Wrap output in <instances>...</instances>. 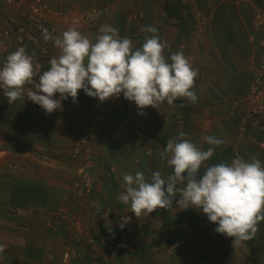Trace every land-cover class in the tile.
<instances>
[{
  "label": "crops",
  "instance_id": "0c3cea01",
  "mask_svg": "<svg viewBox=\"0 0 264 264\" xmlns=\"http://www.w3.org/2000/svg\"><path fill=\"white\" fill-rule=\"evenodd\" d=\"M37 2L53 9L56 24L46 28L53 37L76 27L94 43L100 26L111 25L138 48L145 36L153 35L145 26L155 27L168 44L166 56L183 52L198 69L192 89L198 100L165 101L141 115L122 93L100 102L80 90L77 103L69 97L61 101L62 109L47 114L27 98L9 104L3 90L0 244L6 248L0 264H239L243 242L234 244L235 238L217 233L218 225L202 210L177 206L179 196L171 210L136 217L117 194L123 191L125 173L140 171L150 181L159 171L167 181L174 173L167 164L171 154L162 159L161 153L181 131L202 150L214 148L207 166L235 158L258 159L264 166V149L249 135L255 127L245 118L244 101L264 63V0H0V27L9 18H22L29 4ZM22 46L41 65V74L60 55L42 35L36 44L13 42L0 62ZM259 124L264 126V118ZM206 136L226 143L209 145ZM81 138L90 149L88 193L77 184L84 157ZM36 147L57 151L45 163L48 167L33 157ZM254 242L263 246L260 239Z\"/></svg>",
  "mask_w": 264,
  "mask_h": 264
},
{
  "label": "clouds",
  "instance_id": "9594fccd",
  "mask_svg": "<svg viewBox=\"0 0 264 264\" xmlns=\"http://www.w3.org/2000/svg\"><path fill=\"white\" fill-rule=\"evenodd\" d=\"M143 30L153 35L145 36L142 46L136 48L132 40L120 37L118 29L111 25L100 26L94 43L76 27L57 37L42 29L44 40L53 41L60 55L52 57L49 68L41 74L26 48L19 47L0 68V88L9 104L27 98L47 114L62 109L61 101L69 97L77 103L80 90L100 102L119 98L122 93L135 103L141 115L149 106L157 109L159 103L166 101L171 105L178 98L196 103L198 97L192 89L198 69L193 68L183 52L166 56L168 44L155 27L148 25ZM25 86H29L26 94ZM57 93L59 99L54 98ZM186 137L185 132H179L178 138L169 140L161 153L162 159L165 153L171 154L167 164L174 173L167 181L159 171L152 173L150 181L140 171L135 175L125 173L123 191L117 199L130 205L131 212L139 217L156 209L171 210L173 200L179 196L177 206L202 210L210 222L218 225L215 231L235 238L234 244L253 239L264 221L261 161L235 158L230 164L207 166L214 148L202 150ZM204 140L213 146L226 143L214 136ZM129 220L122 218L119 227L123 229ZM5 248V244H0V253Z\"/></svg>",
  "mask_w": 264,
  "mask_h": 264
},
{
  "label": "built area",
  "instance_id": "2783aa9c",
  "mask_svg": "<svg viewBox=\"0 0 264 264\" xmlns=\"http://www.w3.org/2000/svg\"><path fill=\"white\" fill-rule=\"evenodd\" d=\"M3 1L12 3L15 0ZM52 23L54 26L56 21L53 19V9L47 3L37 2L29 4L22 18H9L7 22L0 27V55L5 53L9 45L13 42L38 43L43 35L42 29H46ZM77 23H79V20L75 21V24ZM255 29L259 30V25H256ZM33 63L40 68L41 65L35 63L34 59ZM4 64L5 62H0V68H2ZM3 90V88H0V99ZM244 101L246 102L245 118L249 121H253V126L255 127L249 135L257 147L264 149V126H260L259 124L260 118H264V63L258 67L253 83L249 86ZM78 143L83 149L84 157L81 159L82 163L77 168V174L79 176L77 184L81 186L83 192L88 193L92 185L91 174L87 166L90 164V159H88L90 149L85 138L79 139ZM49 154H51L49 157L54 158L57 151L52 150ZM43 155L45 156V154ZM36 158L40 159L38 157Z\"/></svg>",
  "mask_w": 264,
  "mask_h": 264
},
{
  "label": "rangeland",
  "instance_id": "374dc122",
  "mask_svg": "<svg viewBox=\"0 0 264 264\" xmlns=\"http://www.w3.org/2000/svg\"><path fill=\"white\" fill-rule=\"evenodd\" d=\"M32 150H34L33 156L40 158L39 165L41 167H48V166H45V163L50 162V160H54V158L47 156V154L50 153L52 150H45L39 147L33 148ZM43 154H45V156ZM257 234L258 236L257 238H254V240L256 239V241L258 242V239H260V242L258 243L263 245L261 247L264 248V243H263L264 242V229L263 228L259 229ZM240 254L241 255L244 254V259L242 258L243 260L240 261L239 264H257L262 259L260 254L250 252L247 247H245L244 250H241Z\"/></svg>",
  "mask_w": 264,
  "mask_h": 264
},
{
  "label": "trees",
  "instance_id": "16d2710c",
  "mask_svg": "<svg viewBox=\"0 0 264 264\" xmlns=\"http://www.w3.org/2000/svg\"><path fill=\"white\" fill-rule=\"evenodd\" d=\"M244 246L252 253L260 254L262 259L257 264H264V248L254 242V238L248 241H242Z\"/></svg>",
  "mask_w": 264,
  "mask_h": 264
}]
</instances>
